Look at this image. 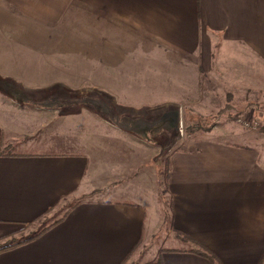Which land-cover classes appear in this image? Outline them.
<instances>
[{
	"label": "crops",
	"instance_id": "1",
	"mask_svg": "<svg viewBox=\"0 0 264 264\" xmlns=\"http://www.w3.org/2000/svg\"><path fill=\"white\" fill-rule=\"evenodd\" d=\"M12 37L17 41L9 49L7 40ZM63 38L70 39L72 52L78 45L79 54H105L112 49L138 53V112H142L149 106L144 103L158 99L161 79L173 84L170 79L177 63L186 62L190 71L198 58L206 75L214 65L215 80L222 75L225 79L228 69L263 66L264 0H0V64H12L18 75L35 78L30 84L62 78ZM94 59H73L72 69L90 70ZM101 61L105 60L101 57ZM142 70L161 73L146 83L152 89L145 92ZM238 76L236 72L233 79ZM77 82L89 84L88 79ZM96 93L71 97L70 106H96L115 131L137 135L118 122L128 115ZM64 96L59 91L39 99L56 106H21L61 110ZM104 108L117 121L102 113ZM7 126L0 122V149L11 145L13 153L0 154V238L12 236L24 223L82 188L105 187L114 195L89 197L39 238L0 252V264H122L130 257L137 262L138 248L146 241L148 210L131 198L126 181L119 179L111 186L124 171L105 160H92L90 152L72 151L80 150L78 135L49 145L60 150L17 151L27 143L16 141L15 130L10 123ZM170 160L166 183L172 198L171 231L185 246L162 248L146 264H213L192 251L198 245L212 251L221 264H260L264 257L260 151L244 143L205 138L194 148L174 151Z\"/></svg>",
	"mask_w": 264,
	"mask_h": 264
},
{
	"label": "rangeland",
	"instance_id": "2",
	"mask_svg": "<svg viewBox=\"0 0 264 264\" xmlns=\"http://www.w3.org/2000/svg\"><path fill=\"white\" fill-rule=\"evenodd\" d=\"M16 41L17 39L10 38L7 40V47L10 49ZM70 44L69 38H63L65 52L61 79L43 78L44 81L37 79V84H30V79L35 78H30L28 74L18 75L19 71L11 69L14 68L12 64L5 63L0 64V79L18 82L17 84L36 100L47 98L51 93L59 91L66 97L97 92L96 94L116 107L119 112L128 115L125 118L120 117L118 122L135 130L137 135L115 131L114 127L106 123L96 106L63 104L64 108L61 110H40L18 105L0 90V122L5 129L10 123L15 130L16 141L27 143L26 147L19 146L15 150L56 151L60 148H49L53 141L60 140L59 138L69 141L74 135H78L81 140H78L80 150L72 151L90 152L94 155L92 160H105L110 165L119 167L124 174L118 177V182L112 181L111 186L120 183L119 179L121 182L126 181L130 187L131 198L147 207L146 241L138 248L137 262L128 264H146L155 260L162 248L184 247V241H177L175 238L177 232L171 231L172 198L166 183L168 159L174 151L194 148L196 143L210 138L256 147L264 163V65L240 64L245 69H228L225 79H222V75L215 80L214 65L206 75L198 58L192 62L190 71L185 68L186 62L177 63L174 78L170 79L173 84H167L161 79L157 91L158 99L144 103L149 106L138 112V53H118L112 49L111 53L105 54H79L78 45L72 52ZM20 57L28 59L30 55L20 54ZM92 57L95 58L93 63L89 64L92 69H72L73 59L89 61ZM101 57L105 60L103 63ZM15 66L18 67L17 64ZM236 72L239 76L234 80ZM157 74L161 77L160 72L142 70L144 92L152 89L146 83L155 81ZM80 79H88L89 84H78ZM228 103L234 106L231 112L235 118H229L230 112H226ZM104 109L101 112L105 114L108 110ZM173 112L179 113L176 123L174 117H171ZM107 114L110 120L117 121L108 112ZM129 115L142 117L137 120ZM164 116L165 119L173 121L164 120ZM104 188L80 189L45 213L37 222L23 225L12 237L28 236L38 231L42 226L56 220L64 212V208L81 197L112 198L114 194Z\"/></svg>",
	"mask_w": 264,
	"mask_h": 264
},
{
	"label": "trees",
	"instance_id": "3",
	"mask_svg": "<svg viewBox=\"0 0 264 264\" xmlns=\"http://www.w3.org/2000/svg\"><path fill=\"white\" fill-rule=\"evenodd\" d=\"M0 90L4 92L5 95L11 97L13 100H15L18 104L20 105H31L34 107H39V106H46V105H55L54 102L50 103V102H44V101H39L34 99V97H32L31 95H29L28 93H26L15 81L13 80H9V79H0ZM66 101H63L62 104H64V106L66 105H71V97H65ZM231 102V101H230ZM226 108V112H230L229 115H231V117L229 116V118H235L234 115H232V110L234 109V106L231 103H228V105L225 107ZM233 116V117H232ZM171 120V119H169ZM172 121V120H171ZM202 126H199V128H201ZM210 127V126H209ZM0 154L1 155H12V147L11 145H2L1 149H0ZM168 171H167V177L168 174L171 170L172 164H171V160L168 159ZM166 177V178H167ZM69 196H66L64 198H62V200L68 198ZM89 197H81L80 199L76 200L75 202L69 204V206H67L66 208H64V212L53 222H50L44 226L41 227V229H39L38 231L28 235V236H22L19 238H14L12 236L10 237H4V238H0V252L8 250L10 248H14L16 246H20L23 244H26L28 242H31L33 240H35L36 238H39L40 236H42L47 230L51 229L52 227H54L55 225H57L58 223H60L61 221H63L67 215L73 210L75 209L79 204L83 203L84 201L88 200ZM61 200V201H62ZM60 201V202H61ZM59 202V203H60ZM59 203H57L56 205H54L53 207H51L48 212L50 210H52L54 207H56L57 205H59ZM126 204H130V205H136L134 202H126ZM44 215V214H43ZM43 215H40L39 217H37L36 219H34L33 221L24 223V225L28 226L34 222H37ZM182 237H184V239L186 240H193L192 237H190L189 235L180 233ZM199 248L198 249H193L192 251H195L196 253H199L201 255H204L206 257H208L213 264H221L220 260L218 259V257L212 252L210 251L208 248H206L203 245H198ZM138 247H136L134 249L137 250ZM133 251V252H134ZM132 252V254H133ZM131 258V257H130ZM126 260L124 263L122 264H128L129 262H131V259ZM260 264H264V257L262 258V260L260 261Z\"/></svg>",
	"mask_w": 264,
	"mask_h": 264
},
{
	"label": "water",
	"instance_id": "4",
	"mask_svg": "<svg viewBox=\"0 0 264 264\" xmlns=\"http://www.w3.org/2000/svg\"><path fill=\"white\" fill-rule=\"evenodd\" d=\"M172 115L174 116V123H176L178 121V119H179V113L178 112H173Z\"/></svg>",
	"mask_w": 264,
	"mask_h": 264
},
{
	"label": "flooded vegetation",
	"instance_id": "5",
	"mask_svg": "<svg viewBox=\"0 0 264 264\" xmlns=\"http://www.w3.org/2000/svg\"><path fill=\"white\" fill-rule=\"evenodd\" d=\"M171 117H174V116H171ZM173 121V120H172Z\"/></svg>",
	"mask_w": 264,
	"mask_h": 264
},
{
	"label": "built area",
	"instance_id": "6",
	"mask_svg": "<svg viewBox=\"0 0 264 264\" xmlns=\"http://www.w3.org/2000/svg\"><path fill=\"white\" fill-rule=\"evenodd\" d=\"M241 121V120H240Z\"/></svg>",
	"mask_w": 264,
	"mask_h": 264
}]
</instances>
